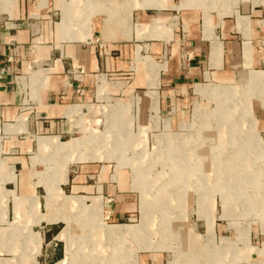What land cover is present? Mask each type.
Listing matches in <instances>:
<instances>
[{"label": "crops", "instance_id": "obj_1", "mask_svg": "<svg viewBox=\"0 0 264 264\" xmlns=\"http://www.w3.org/2000/svg\"><path fill=\"white\" fill-rule=\"evenodd\" d=\"M124 1L0 0V229L10 228L6 220L14 221L12 199L24 226L39 213L57 214L53 208L46 209L41 194V187L46 194L45 187L37 184L38 170L33 171L42 164L37 163L38 158L33 160L37 139L43 136L39 138L43 151L51 147L63 152V142L68 141L63 140L64 135L74 129L83 135L77 119L66 117L68 109L83 106L85 122L95 102L106 103L98 97L103 78L108 80L105 90L111 97L125 88V103L136 92L135 121L141 127L151 121L152 105L157 107L151 94L155 93L160 119L163 116L169 121L168 130L178 133L181 125L191 120L199 86L210 81L229 83L252 71V110L256 130L264 138V0H237L230 15H225L232 7L230 0H126L125 5ZM185 57L188 60L183 65ZM149 58L159 77L155 87L149 86L145 64ZM35 70L39 74L47 70V77L41 76L47 79L28 85L23 77L36 75ZM116 80L130 81V88L126 89L128 82ZM84 126L86 132L90 130ZM33 138L35 156L26 157L34 149ZM88 177L91 182L72 184L71 192L94 197L89 196L92 190L106 196L108 204L131 200L133 210L135 196L124 191L127 173H118L101 184L99 172ZM69 183L70 177L59 185L64 194ZM6 190L15 194L9 195L7 211ZM21 196L38 197L39 204L32 212L22 210ZM117 206L113 204L108 212L114 220L124 218ZM59 224L65 223L41 221L32 226L42 239L37 264H57L65 258V243L58 238L65 226ZM218 229L214 227L216 238L224 234ZM18 242L15 253L7 254L0 240V252L24 260ZM3 259L10 264L11 258ZM161 261L156 255L139 253V264Z\"/></svg>", "mask_w": 264, "mask_h": 264}, {"label": "rangeland", "instance_id": "obj_2", "mask_svg": "<svg viewBox=\"0 0 264 264\" xmlns=\"http://www.w3.org/2000/svg\"><path fill=\"white\" fill-rule=\"evenodd\" d=\"M236 1H229L232 7L225 15L232 14ZM214 9L217 10H211ZM147 60L149 86L155 87L159 78L156 66L150 58ZM182 62L186 64L187 59ZM41 71L42 74L37 71L23 80L30 85L47 79L41 78L47 77V70ZM251 72L244 77L240 74L229 83L202 84L218 93L202 95L196 91L191 120L182 124L178 133L168 130L169 121L163 116L160 119L155 93L151 94L157 107L152 105L151 121L147 127H141L135 121L139 103L136 92L125 103V88L111 97L105 90L108 80L103 78L98 85V97L106 103L95 102L85 122L83 106L68 109L66 117L77 119L83 135L79 129L64 135L63 140L68 141H62L66 143L62 145L63 152L51 147L43 151L39 145L43 136L38 137L33 160L38 158L37 163L42 164L33 171L38 170L37 184L45 187L46 194L42 187L41 194L45 195L46 209L53 208L57 214L39 213L31 224L24 226L12 199L14 221L6 220L10 228L0 229L1 249L7 254L15 253V242L20 240L24 260L2 251L0 264H8V259L3 258H11L10 264H37L42 239L32 226L41 221L65 223L59 224L65 227L58 236L65 243V258L57 264H139L140 252L158 256L162 264H240L249 258L246 264H260L259 260L264 264V138L256 130L257 119L252 110ZM129 82L126 89L130 88ZM32 94H36L34 89ZM196 107L205 112L203 118H195ZM219 109L223 113L216 111ZM91 116L95 120H90ZM84 124L94 132L87 133ZM22 125L25 129V121ZM33 140L34 149L26 157L35 156ZM95 171L99 172L100 184L118 173H127L129 181L124 191L130 190L135 196L132 211L131 200L108 204L106 196L92 190L89 196L94 197L71 192L72 184L91 182L88 176ZM69 177L70 183L64 188L66 195L59 185L67 183ZM138 182L142 185L137 186ZM6 192L9 194L5 211L9 195H15ZM21 197L22 210L32 212L39 204L38 197ZM116 203L124 218L114 220L108 212ZM166 223L175 229L172 237L166 234ZM215 226L224 233L218 234V238ZM116 228L122 229L121 235L106 233ZM181 236H189L191 245L180 243Z\"/></svg>", "mask_w": 264, "mask_h": 264}, {"label": "bare ground", "instance_id": "obj_3", "mask_svg": "<svg viewBox=\"0 0 264 264\" xmlns=\"http://www.w3.org/2000/svg\"><path fill=\"white\" fill-rule=\"evenodd\" d=\"M223 88H228V86H226V87H223ZM197 91H198V93L199 94H202V95H204V94H206V93H210V94H214V95H216L218 92L216 91V89L215 88H212V87H209V88H204L203 86H199L198 87V89H197ZM227 107V106H226ZM219 108V107H218ZM218 113H223V111H222V109H219V110H216ZM225 112V111H224ZM230 113V112H229ZM204 114H205V112L202 110V109H199L198 107H196V109H195V118H197V119H201V118H203V116H204ZM76 144V143H75ZM74 144V145H75ZM183 145V144H182ZM119 149H121V148H119ZM177 151V150H176ZM179 152H181V151H179ZM184 152V151H183ZM190 163V162H189ZM186 164V163H185ZM229 167V166H228ZM221 172V171H220ZM223 177V176H222ZM220 180V179H219ZM148 182V181H147ZM142 185V183L141 182H138L137 183V186H141ZM182 208H184L183 206H182ZM153 213V212H152ZM144 222V221H143ZM165 227H166V230H167V236L168 237H172L173 236V233H174V231H175V229L173 228V225H171V224H169V223H166V225H165ZM152 229V228H151ZM106 233L109 235V236H112V235H116V236H118L119 234L121 235V233H122V229H118V228H116V229H112V230H107L106 231ZM131 233L133 234V233H135V231L133 230V231H131ZM94 242V241H93ZM180 243H183L184 244V246H189V245H191V239H190V237L189 236H187L186 238L185 237H183V236H181V238H180ZM186 243V244H185Z\"/></svg>", "mask_w": 264, "mask_h": 264}, {"label": "built area", "instance_id": "obj_4", "mask_svg": "<svg viewBox=\"0 0 264 264\" xmlns=\"http://www.w3.org/2000/svg\"><path fill=\"white\" fill-rule=\"evenodd\" d=\"M185 59H187V60H188V57H185Z\"/></svg>", "mask_w": 264, "mask_h": 264}]
</instances>
